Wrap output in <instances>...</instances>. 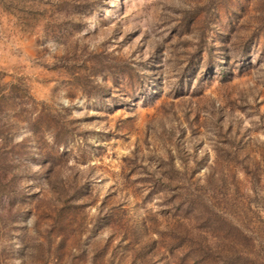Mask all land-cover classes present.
I'll use <instances>...</instances> for the list:
<instances>
[{
    "label": "rangeland",
    "instance_id": "374dc122",
    "mask_svg": "<svg viewBox=\"0 0 264 264\" xmlns=\"http://www.w3.org/2000/svg\"><path fill=\"white\" fill-rule=\"evenodd\" d=\"M0 264H264V0H0Z\"/></svg>",
    "mask_w": 264,
    "mask_h": 264
},
{
    "label": "trees",
    "instance_id": "16d2710c",
    "mask_svg": "<svg viewBox=\"0 0 264 264\" xmlns=\"http://www.w3.org/2000/svg\"><path fill=\"white\" fill-rule=\"evenodd\" d=\"M4 182H0V184H3Z\"/></svg>",
    "mask_w": 264,
    "mask_h": 264
}]
</instances>
